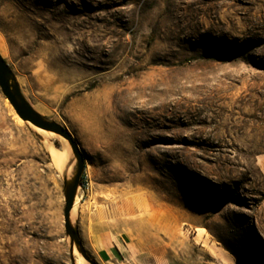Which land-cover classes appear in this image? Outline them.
Masks as SVG:
<instances>
[{
	"label": "rangeland",
	"instance_id": "374dc122",
	"mask_svg": "<svg viewBox=\"0 0 264 264\" xmlns=\"http://www.w3.org/2000/svg\"><path fill=\"white\" fill-rule=\"evenodd\" d=\"M0 44L84 158L92 259L100 237L112 264H216L201 228L264 264V0H0ZM50 158L0 91V264H76Z\"/></svg>",
	"mask_w": 264,
	"mask_h": 264
},
{
	"label": "water",
	"instance_id": "95a60500",
	"mask_svg": "<svg viewBox=\"0 0 264 264\" xmlns=\"http://www.w3.org/2000/svg\"><path fill=\"white\" fill-rule=\"evenodd\" d=\"M0 91L3 97L8 101L16 116L24 123H29L32 126L41 130L54 133L64 138L70 146V159L73 165L70 175L62 173L63 183V228L65 236L68 240V247L73 261L74 250L83 258L86 264H96V262L86 252L78 231L76 222L73 220L72 209L74 201L77 197L80 188L81 177L85 170V161L80 152V149L71 135L59 124L46 119L39 114L23 96L15 75L9 65L0 56ZM29 130V129H28ZM30 131V130H29ZM31 132V131H30ZM32 133V132H31ZM33 134V133H32ZM35 136V134H33ZM36 137V136H35ZM74 264V263H73Z\"/></svg>",
	"mask_w": 264,
	"mask_h": 264
},
{
	"label": "bare ground",
	"instance_id": "6f19581e",
	"mask_svg": "<svg viewBox=\"0 0 264 264\" xmlns=\"http://www.w3.org/2000/svg\"><path fill=\"white\" fill-rule=\"evenodd\" d=\"M1 47L2 45L0 44V50H2ZM23 124L41 141V144L50 155V159L58 172L69 176L71 173V167L68 166V157L70 154V146L68 142L64 138L54 133L41 130L29 123L23 122ZM53 139L57 140L61 144L60 149L53 145ZM79 203L80 199L77 196L74 201L72 216L76 213L77 208L79 207ZM178 235L182 236L183 233L178 232ZM192 240L194 242V245L199 246L201 249H203L216 264H237L236 260L227 251V249L223 247L219 242H217L214 238H212L204 229L196 228L192 235ZM117 245L121 250H125V247L122 246L119 242H117ZM90 249L93 250L92 243H90ZM73 255L76 264H86L83 258L75 250L73 252ZM107 264L112 263L109 262Z\"/></svg>",
	"mask_w": 264,
	"mask_h": 264
},
{
	"label": "crops",
	"instance_id": "0c3cea01",
	"mask_svg": "<svg viewBox=\"0 0 264 264\" xmlns=\"http://www.w3.org/2000/svg\"><path fill=\"white\" fill-rule=\"evenodd\" d=\"M120 244H122V242H120ZM92 246L94 250L92 252V256L97 264H105L111 261H108V259L110 258L111 247H113V249H116L117 251L119 250V246L116 244L114 246L108 247L106 244H104L100 237L96 240V242H94V244L92 243Z\"/></svg>",
	"mask_w": 264,
	"mask_h": 264
},
{
	"label": "trees",
	"instance_id": "16d2710c",
	"mask_svg": "<svg viewBox=\"0 0 264 264\" xmlns=\"http://www.w3.org/2000/svg\"><path fill=\"white\" fill-rule=\"evenodd\" d=\"M105 261H107V260H105Z\"/></svg>",
	"mask_w": 264,
	"mask_h": 264
}]
</instances>
